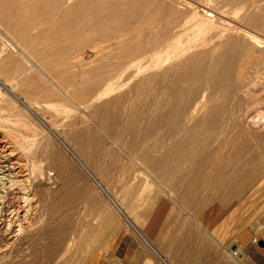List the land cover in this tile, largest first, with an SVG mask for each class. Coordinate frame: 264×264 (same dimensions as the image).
<instances>
[{
  "label": "bare ground",
  "instance_id": "1",
  "mask_svg": "<svg viewBox=\"0 0 264 264\" xmlns=\"http://www.w3.org/2000/svg\"><path fill=\"white\" fill-rule=\"evenodd\" d=\"M222 1L0 0V75L5 73V81L10 85L6 88L11 87L10 91L18 90L28 95V83L34 78L33 74H37L47 80L48 88L52 85L59 99L83 104L78 106L80 112H75L80 120L70 121L68 129H59L65 132L63 135L66 139L74 143H101L104 140L103 143L115 145L122 154H116L112 145L99 149L96 165L101 176L111 173L110 165L114 157L120 161L123 154L131 157L136 166L143 170L145 176L140 184L123 186L120 190L122 194L116 196L118 198L115 201L112 200L123 210L124 205H128V210L134 209L135 204L144 208L136 214L131 212L133 219L127 221L133 226L141 224L146 228V211L151 203V194H147V191L167 192L175 204L189 209L191 199L185 201L189 197L184 195L185 189L217 193L229 186L227 183L219 188L208 182L196 184L197 177L204 170L203 160L215 159L245 137L256 145L264 143V114L257 112L251 115L249 111L251 108H264V81L254 79L264 74V67L240 62L234 64L232 53L239 46L244 50L262 48L263 41L248 29L264 32L263 10L258 1L229 0L226 4ZM44 3L46 7H43ZM229 4L231 7H227ZM44 12L53 14L44 18ZM80 19H85V25L79 26ZM100 33L108 36L102 42L118 37L120 46L113 50L114 47L111 48L109 44L99 45L101 41L94 43L96 38H92L93 35ZM127 33L128 39L125 37ZM45 41H51L53 47H40L39 44H45ZM91 46L93 53L85 60L83 50ZM67 59L82 61L94 77L105 75L108 79L114 78V81H106L94 93L88 90L85 94L87 89L82 91L75 84L64 81V71L52 68L54 74L45 67L54 63L65 65ZM21 62L25 65L24 69H18ZM16 63L18 65L15 66ZM122 71L128 75L121 80L116 74L123 75ZM249 76L253 78H245ZM97 83L101 84L100 79ZM3 84L5 86L6 83ZM14 96L21 105L32 111L22 98ZM238 97L245 98L243 106L236 101ZM36 98L34 101L40 103ZM62 103L48 101L47 107H67V104ZM230 123L232 127L229 128ZM50 127L49 131L37 130L33 134L37 136L34 137L35 142H39L36 150L42 151V155L51 160L56 170L54 177L48 176L49 186L54 185L52 188L55 189L46 201V205L56 206L60 201L69 202L73 196L67 193L70 190L69 180L65 177V162L51 151H44L50 143H56L55 139L58 140ZM84 130L87 132L84 133ZM28 148L31 149V146ZM40 170L37 165L35 174L39 176ZM243 183L237 179L230 181V185L238 189H242ZM222 199L223 203L230 200L228 197ZM217 207H221V203ZM105 217L108 223L119 224L114 227L113 237L126 230L124 222L114 217L111 210L106 209ZM188 217L198 225L202 223L201 219L197 221L192 216ZM5 226L0 225V244L5 241L2 237L4 230L8 229H3ZM31 229L20 232L18 228L15 239H28L32 249L22 257L15 255L10 258L0 248V264H38L40 255L35 247L37 238L29 236ZM96 235L101 239L100 231ZM221 238L214 239L216 247L233 264H241L243 258L239 253L240 248H226L225 238ZM44 254L46 257L47 254Z\"/></svg>",
  "mask_w": 264,
  "mask_h": 264
},
{
  "label": "rangeland",
  "instance_id": "2",
  "mask_svg": "<svg viewBox=\"0 0 264 264\" xmlns=\"http://www.w3.org/2000/svg\"><path fill=\"white\" fill-rule=\"evenodd\" d=\"M228 1L224 0L222 3L226 4ZM247 1L249 3L258 1L261 10H263L262 15H264V0ZM45 5L44 3L43 7L47 6ZM227 7H231V5L229 4ZM44 13V18L46 15L49 17L53 14ZM78 24L79 26L85 25V19L78 20ZM248 30L256 33L263 41L262 48L252 47V49L244 50L239 46L233 49V63L260 64L263 68L264 32ZM128 35V33L125 34L126 39L129 38ZM106 37L108 36L100 33L93 35L92 38H96L93 41L97 43L102 39L106 40ZM117 39L118 37L105 43L102 40L99 45L109 44L111 48L114 47L113 50H116L120 46L119 39ZM49 42L45 41V44H39V46L53 47V43ZM28 44L30 45L31 42L28 41ZM28 44L27 46L30 47ZM92 46L83 50L86 52L83 53L85 60L93 53ZM50 59L52 60V58ZM16 65L18 64L16 63ZM23 65L24 63L21 62L18 69H24L25 65ZM45 67L54 74L52 68L64 71L65 74H62L65 75L64 81L72 83V85L75 84L74 86H78L77 88L82 91L87 89L85 94L88 90H90L89 93H94L106 81V83L114 81V78L108 79L109 77L105 75L94 77L92 73L91 75L88 72L89 68L82 64V61L74 62L73 59H67L65 65L54 63ZM122 72L123 75L116 74L121 80L128 75L125 74L126 71ZM33 75H35L34 78L28 83L30 87L28 95H24L18 90L10 91L11 87L6 88L10 85L5 81V73L0 75V91H2L0 92V225H6L3 229L8 228L4 230V234L2 233L5 241L0 244V248H2L3 254L10 258L15 255L22 257L27 254V251L32 247L29 240L26 239V241L24 238L17 240L15 237L17 232L32 227L28 234L31 237L35 236L33 239L37 238L35 247L40 255L38 264H233L214 243V239L219 240L221 237V240L225 238L226 248L229 249L230 246L235 249L240 248L239 253L243 258L241 264H264V246L261 245V238L264 236V143L256 145L245 137L239 143H234L228 150L221 152L215 159L203 160L204 170L202 174L200 173L201 176L197 177L196 184L203 185L208 182L219 188L227 183L229 186L220 188L221 190L217 193L204 190H195L194 192L189 189L187 191L185 189V192L182 190L184 195H187L186 197L189 195L185 201L188 202L191 199L189 209L175 204L167 192L152 193V191H147V194H151V203L146 211V228L144 229L141 224L133 226L127 220H132L133 213L143 211L144 208L135 204L134 209L129 208L128 210L126 209L128 205H124L125 210H123L118 204H113L112 200L115 201L118 198L116 196L122 194L120 190L123 186L140 184L145 176L143 170L136 166L131 157L123 154L121 160L117 161L114 155V161L110 165L111 173L101 176L96 165L99 149L103 150L104 146L112 145L116 154L122 153L116 150L113 143H103L104 140H101V143H74L66 139L65 134L63 135L65 132L59 128L68 129V123L80 120L77 115L78 111L80 112L78 106L83 104L78 101L67 103L64 99H59V95L51 88L52 85L48 88L47 80L44 77ZM245 78L252 79L253 77ZM99 79L101 84L97 83ZM254 79L264 81V74L254 77ZM62 80L60 78L61 82ZM4 95L5 97H3ZM14 95L22 98L37 115H34L26 106L21 105ZM6 98L8 99L5 100ZM35 98L40 103H36ZM12 101H14L13 104ZM48 101L64 102L62 104H67V107H65L66 109L64 107L49 108L47 107ZM236 101L241 102L243 106L245 98L238 97ZM249 111L251 115H256L257 112L264 114L263 107L251 108ZM42 120L44 124L41 123ZM232 121L236 123V121ZM50 126L55 129L52 131L55 132L58 140L55 139L56 143H50L49 148L44 151H51L65 162L64 165L67 166L65 177L69 180L70 190L67 193L68 196H73L69 202L68 200L60 201L56 206L46 205V201L50 198V194L52 196V191L55 189L52 188L54 185L49 186L48 178L54 177L56 170L51 164V160L45 158L42 151L36 150L39 142H35L34 137L37 136L33 134L37 133V130L49 131L48 127ZM230 127H232V123L229 124ZM83 132L86 133L87 130ZM52 136L54 137V135ZM30 146L31 149L28 148ZM35 163L36 165H34ZM37 165L41 169L38 173L39 176L35 174ZM217 165L220 168L215 169L214 167L217 168ZM232 179L242 180L244 182L242 189L230 185ZM225 197L230 200L223 203L221 199ZM51 198L53 199V197ZM219 203H221V207H217ZM106 209L111 210L114 217L124 222L126 230L120 235L112 236L114 227H118L119 224L108 223L105 217ZM13 210L16 213L19 212L14 214ZM131 212L133 213L131 214ZM188 216L194 217L197 221L201 219L202 223L198 225ZM35 222L38 224L35 225ZM9 225L11 226L10 231ZM34 229L37 230L34 231ZM97 231L101 232V239L99 235H96ZM33 232L36 235H33ZM88 240L90 241L87 243ZM95 249H98V252H95ZM2 250L0 249V252ZM44 253L47 254L46 257Z\"/></svg>",
  "mask_w": 264,
  "mask_h": 264
},
{
  "label": "crops",
  "instance_id": "3",
  "mask_svg": "<svg viewBox=\"0 0 264 264\" xmlns=\"http://www.w3.org/2000/svg\"><path fill=\"white\" fill-rule=\"evenodd\" d=\"M264 243V236L261 238V243ZM263 246H264V244H263Z\"/></svg>",
  "mask_w": 264,
  "mask_h": 264
},
{
  "label": "water",
  "instance_id": "4",
  "mask_svg": "<svg viewBox=\"0 0 264 264\" xmlns=\"http://www.w3.org/2000/svg\"><path fill=\"white\" fill-rule=\"evenodd\" d=\"M264 243L262 242L261 245H263Z\"/></svg>",
  "mask_w": 264,
  "mask_h": 264
},
{
  "label": "built area",
  "instance_id": "5",
  "mask_svg": "<svg viewBox=\"0 0 264 264\" xmlns=\"http://www.w3.org/2000/svg\"><path fill=\"white\" fill-rule=\"evenodd\" d=\"M257 242V240H255Z\"/></svg>",
  "mask_w": 264,
  "mask_h": 264
}]
</instances>
